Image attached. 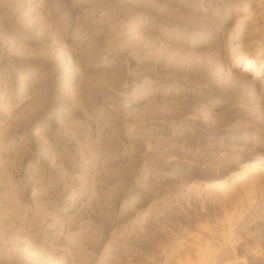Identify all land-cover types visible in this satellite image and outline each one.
Segmentation results:
<instances>
[{
  "label": "rangeland",
  "instance_id": "374dc122",
  "mask_svg": "<svg viewBox=\"0 0 264 264\" xmlns=\"http://www.w3.org/2000/svg\"><path fill=\"white\" fill-rule=\"evenodd\" d=\"M233 1L0 0V264H264Z\"/></svg>",
  "mask_w": 264,
  "mask_h": 264
},
{
  "label": "bare ground",
  "instance_id": "6f19581e",
  "mask_svg": "<svg viewBox=\"0 0 264 264\" xmlns=\"http://www.w3.org/2000/svg\"><path fill=\"white\" fill-rule=\"evenodd\" d=\"M235 1V11H231V12H234V23H236L237 27H236V30L233 34V37H234V40L237 41V50H239V52L241 53V59H242V64L245 65L244 69L242 70V72L244 74H246V77L247 75H257L260 73L261 69L262 70V73H264V66H263V58H264V45H262V43L258 40L262 39L264 40V0H234ZM233 1V2H234ZM215 2H220V0H215ZM222 3V2H221ZM230 3V2H229ZM232 4V3H231ZM227 7H230L231 9V5H227ZM229 12V11H228ZM230 12V13H231ZM249 12V18L248 19H245L244 17V14ZM227 14V12H226ZM215 17V16H214ZM219 18V17H218ZM251 20V21H255V23H259L260 20H263V24L262 26L260 24H255L252 28L251 27H247L246 23L248 22L247 20ZM250 22V21H249ZM251 23V22H250ZM254 23V22H253ZM251 25V24H249ZM247 27V28H246ZM231 34V33H230ZM205 38V37H204ZM256 40L258 43L257 45L260 46V48L258 50H254L253 47H251L252 45V42ZM236 50V51H237ZM238 52V53H239ZM241 63V62H240ZM239 63V64H240ZM243 76L240 75V78ZM257 79V78H256ZM246 80V79H244ZM242 82V81H241ZM244 82V81H243ZM242 82V84H243ZM245 83V82H244ZM252 83V82H251ZM262 86V88L264 89V81L259 84L258 82H255L254 84H249L248 86L250 87H256L257 86ZM263 169V168H262ZM248 169H246L245 173L247 174L249 171H247ZM254 170V169H253ZM253 172V171H252ZM251 177V176H250ZM263 177V176H262ZM252 178V177H251ZM259 178V177H258ZM261 178V176H260ZM259 178V180H260ZM253 179V178H252ZM263 179V178H262ZM247 180V179H246ZM258 180V179H256ZM248 181H251V180H248ZM247 183H250L248 182ZM263 183V181H262ZM257 185V182L254 181V182H251L250 183V187L253 188L252 186H255ZM261 185V184H260ZM246 189V188H245ZM248 189H250L248 187ZM244 191V190H243ZM249 191V190H248ZM240 193V192H239ZM230 195V194H229ZM228 199V198H227ZM232 200V199H231ZM234 203V202H233ZM232 217V216H231ZM230 217V218H231ZM229 218V219H230ZM228 219V220H229ZM232 219V218H231ZM230 223V222H229ZM233 226V225H232ZM231 229V228H230ZM262 234V233H261ZM260 237V236H259ZM257 246V245H256ZM256 248V247H255ZM258 248V247H257ZM256 248V249H257ZM202 248H200L201 250ZM210 250V249H209ZM209 250H206V251H209ZM205 250L202 251V255L204 253ZM199 252V251H198ZM213 252V251H212ZM215 252V251H214ZM256 252V254L260 255L261 258L264 259V252H262V249L261 250H258V251H254ZM201 253V251H200ZM208 253V252H207ZM210 253V252H209ZM209 253H208V256H209ZM216 254V253H215ZM214 254V255H215ZM189 255V254H187ZM202 255H200L202 257ZM207 255V254H204V256ZM212 255V253H211ZM210 257H204V261L208 264V262H212L216 259L215 256H211ZM221 255V254H220ZM258 255H256V259L257 257H259ZM199 256V255H198ZM197 256V257H198ZM218 256V255H217ZM230 256V255H229ZM219 257V256H218ZM223 257V256H222ZM227 257V256H226ZM254 257V258H255ZM188 258V257H187ZM186 258V259H187ZM200 258V257H198ZM233 258V256H232ZM202 259V258H200ZM229 259V258H228ZM235 259V257H234ZM241 259V257H240ZM189 260V259H188ZM199 260V259H198ZM218 260V259H217ZM222 260V259H221ZM202 260L198 261V262H201ZM226 262V261H224ZM202 263V262H201ZM205 263V264H206ZM214 263V262H213Z\"/></svg>",
  "mask_w": 264,
  "mask_h": 264
}]
</instances>
